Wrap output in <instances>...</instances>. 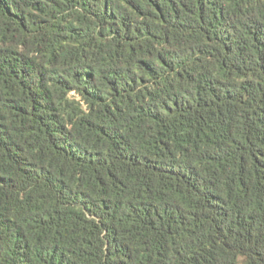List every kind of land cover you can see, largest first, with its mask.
I'll list each match as a JSON object with an SVG mask.
<instances>
[{
    "label": "trees",
    "instance_id": "trees-1",
    "mask_svg": "<svg viewBox=\"0 0 264 264\" xmlns=\"http://www.w3.org/2000/svg\"><path fill=\"white\" fill-rule=\"evenodd\" d=\"M0 264H264V0H0Z\"/></svg>",
    "mask_w": 264,
    "mask_h": 264
}]
</instances>
